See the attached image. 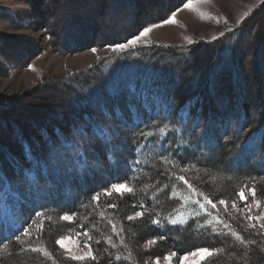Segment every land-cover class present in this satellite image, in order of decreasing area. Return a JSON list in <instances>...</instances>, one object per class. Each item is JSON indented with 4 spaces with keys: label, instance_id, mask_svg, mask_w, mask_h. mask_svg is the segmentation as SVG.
Returning <instances> with one entry per match:
<instances>
[{
    "label": "trees",
    "instance_id": "obj_1",
    "mask_svg": "<svg viewBox=\"0 0 264 264\" xmlns=\"http://www.w3.org/2000/svg\"><path fill=\"white\" fill-rule=\"evenodd\" d=\"M30 1L34 4L36 18L25 24L34 23L43 28L50 47L61 55L123 43L143 26L164 20L171 11L187 2ZM124 12L129 13L128 17ZM4 13L8 17H4ZM109 14H112L111 18ZM0 19L13 20L9 11L1 7ZM122 19H125V25L120 24ZM12 38L21 45L8 46V50H12L8 53L0 51L1 58L9 66L19 67L20 64L16 63L21 58L26 65L41 52L40 47L26 37ZM54 79L36 85H47L45 90H50L46 96L36 94L37 98H44L43 106H22L12 101L14 97L0 95V174L6 173L34 199V188L18 177L21 169H25L27 175L25 148L31 146L32 153L39 158H44L51 149L64 165L75 164V160H69V157H74L76 149L66 147L67 142L61 134L71 132L69 139L75 145L78 137H75L74 125L79 126L90 115L118 134L113 140L115 155L108 150L111 145L105 148L103 142L94 140L88 165L83 171L78 165L73 172L62 167L58 176L50 177L51 188L41 181V186L48 188L49 195L40 202H26L21 206L12 200L15 203L13 210L0 207V264H149L150 259L160 257L168 250L179 255L200 246L225 249L209 264H264L261 256L264 252H260L257 245H240L230 235L215 236L210 228L197 231V221L202 224L210 217L205 211H200L201 215L195 218H191L193 214L190 212L184 215L189 206L183 198L189 191L171 175L173 172L185 175L213 202L224 199L231 204L236 200L240 205L236 194L245 184L252 187L253 183L257 198L264 200V2L246 15L237 28L216 40H199L182 46H136L102 57L87 68L67 73L60 80ZM170 98H174L175 111L164 120L157 113ZM129 104L137 105L142 117L134 125ZM189 105L191 118L185 124L179 114ZM114 108L118 111L115 119L98 115L100 109L108 112ZM194 122L199 127L193 133ZM165 123L173 124L179 131L167 136L157 133L148 140L138 135L140 131H155ZM4 128L6 130H2ZM57 137L60 140L53 146ZM162 156H167L172 163L166 164ZM137 158L141 165L137 166L133 179L131 168L125 166ZM114 160H119L121 166L117 167ZM193 164L195 169L180 172V168ZM124 182L134 189L133 193L123 196L113 193L110 197L103 193V189L112 183ZM97 192L101 193L98 204L91 201ZM245 194L249 196L246 203L251 204L247 189ZM141 203L147 209L145 215L128 221V215L143 210L139 207ZM110 204L116 207H108ZM223 209V205L217 204L214 213L228 222L233 230L246 240L262 241L263 236H257L252 229L245 231L246 228L231 220ZM211 210L208 205L207 211ZM37 211L44 217L50 216L51 220L35 217ZM13 212L17 216L22 214L25 226L31 218L36 219L31 229L32 237L23 238L24 243L15 241L14 230L10 228ZM157 212L161 217L182 213L188 223L173 226L165 222V227L159 228L151 224ZM73 213L76 217L71 223L60 219L64 214ZM108 220H112L117 229L123 227V232L119 235L113 233ZM41 224L42 231H39ZM217 228L227 231L222 225ZM85 230H89L93 237L91 243L98 261L71 260L55 243L61 236H75ZM109 235L117 248L104 242V237ZM160 236L166 238L145 247L147 241ZM79 239L85 240L83 236ZM97 239L101 240L100 244L95 243ZM28 244L45 247L52 256L21 251ZM129 250L131 261L115 260L117 253L126 256ZM245 251H248L247 257H244Z\"/></svg>",
    "mask_w": 264,
    "mask_h": 264
},
{
    "label": "snow or ice",
    "instance_id": "obj_2",
    "mask_svg": "<svg viewBox=\"0 0 264 264\" xmlns=\"http://www.w3.org/2000/svg\"><path fill=\"white\" fill-rule=\"evenodd\" d=\"M264 2V0H262ZM193 4V0H187V2L182 3V6L177 7L175 10L171 11L170 14L162 20V24H170V23H176V16L179 11H183L184 9H191ZM247 15V14H245ZM226 22V21H225ZM160 24H149L148 26H143L137 35H134L131 39H128L126 43H116L114 46H112V51H126L129 48H135L138 44V42L141 40V38L146 37L154 28L160 27ZM229 32L233 31V29L229 28ZM220 37H223L225 35L224 32H221ZM219 37H213V40L218 39ZM191 43V41H190ZM95 51V49H93ZM128 109L130 112L133 113L132 121L133 125L135 124L136 120H141V114L140 109L135 104H129ZM174 109V98H170L164 101V107L161 111L157 113L158 117H162L164 120H167L168 117H170ZM99 116H105L108 118L115 119L118 115L117 109H112L108 112H105L103 109H100L98 111ZM180 119L182 123L187 122L188 119L191 118L190 116V105L186 106L184 109L180 111ZM155 127V126H154ZM199 127V124L194 122L192 131L193 133L195 130ZM75 137H78L76 139L75 145H73L72 141L69 139V136L72 135L71 132L68 134L62 133L61 135L64 138V141H66V147L68 148H75V155L74 157L70 156L69 160L74 159L75 164H69L64 165L62 161H59L52 150H49V153L44 158H39L34 156L31 150V146H28L25 148V159H26V169H27V175H25V169H21L20 173L18 174L19 179L23 180L24 183H26L30 188H34L35 190V198L33 199L30 192H25L23 190V186H18L13 179L9 178L8 175L0 174V207L8 206L10 201L16 200L17 203H19L21 206H23L26 202H33L38 203L42 199H44L46 196L49 195L48 188H44L41 186V181H44L48 184L49 188H51L52 181L50 177L54 175H59L60 169L64 167L65 171L67 172H73L75 170V167L78 165L80 170L83 171L87 165H88V157L91 155V150L94 147L93 141L99 140L103 142L105 148H108L109 145H111V148L108 150L112 152L113 155H115V145L113 144L114 138L118 135L113 128L110 126L100 123L97 120H94L92 116L90 115L88 120L82 121V123L79 126H75ZM179 129H177L173 124L165 123L161 125L160 127H156L155 131L149 130V131H140L138 135L142 137L144 140H148L149 137L155 136L157 133H162L164 136H167L169 133L175 134L178 132ZM203 133L201 134V138H203ZM60 140V137H57L55 141H53V146H55L56 143H58ZM159 147L163 149V144H160ZM83 149L82 151L80 149ZM161 159L166 163L170 164L172 161L169 160L167 156H162ZM113 163L120 167V161L114 160ZM141 165V160L139 158L133 160L131 162V165H126L125 167H130L131 171L133 173V179H135V174L137 172V166ZM191 169H195V165H185L183 168H180V172L187 173ZM172 176H174L177 180L182 182L188 189V191L191 193V196L184 197L183 199L185 201L190 200L191 203L198 206V208L202 211H205L206 215L210 217V219L206 220L204 223H200L197 221V231L201 229H211L212 234L215 236H232L234 237L235 241H237L240 245H257L259 247L260 252H264V241H261L258 243L257 240H246L244 236H242L238 231H235L232 229L231 225L226 222L225 220L221 219L219 215L213 216V213L211 211H207V206L210 205L212 209L217 208V204L227 207V202L224 199H220L217 202H213V200L204 192L197 189L196 186H194L188 178H186L185 175H177L176 173H171ZM255 180V178H253ZM166 187V186H165ZM245 189H247V192L250 194L252 198V202L255 203L256 208H260L261 201L257 199V189L255 183H253L252 187H248L247 184L242 187L239 192L236 194L239 198V201L246 202L249 199V196L245 194ZM134 189L129 186L128 182L124 183H112L109 188L103 189V193L107 196H112L113 193L119 194L123 196L125 193H133ZM101 193L97 192L91 197L92 202H96L98 204L100 199ZM175 195V192H173V196ZM192 197H196L195 199H192ZM83 207H87V205H82ZM231 206L233 208H237L238 204L236 200H233L231 202ZM110 208H115V204L108 205ZM135 207V205H134ZM140 209L135 211L134 214L128 215L127 220L128 221H134L137 218H142L145 215V206L143 203L140 204ZM247 213L246 219L249 221V228L252 229L257 236H264V223L258 224L257 229V222L264 220V213H261L259 215L253 216L252 215V207L250 204H246L245 208L243 209ZM103 216V213H101ZM201 215L200 211L193 210V216L191 218H195ZM13 219L10 224V228L14 230V239L17 242L24 243L23 238H31L32 237V225L36 223L35 218H31V222L27 223L25 226L23 223V216L22 214L17 216L15 212L12 213ZM35 217L44 218L47 220H51V217H44V214L42 212H35ZM76 217V214L73 213L72 215L64 214L60 217L63 221L73 222ZM88 217L85 216L84 220L87 221ZM255 221V222H254ZM165 222H167L170 225L176 226V225H186L188 223L187 219L183 218V214L179 213L177 215H172L171 213L168 216L161 217L160 213L157 212L156 216L151 219V224L155 225L159 228L165 227ZM108 223L112 226V231L116 235H119L123 232V227H120L117 229V226L115 223H113L112 220H108ZM217 225H222L223 229H227V231H222L217 228ZM43 225L41 224L38 227L39 231H42ZM80 227H83V224L80 225ZM247 231V229L245 230ZM80 236H83L85 238L84 240V247L87 249L86 252H84L81 255H76L71 252L70 249L66 247V241L72 240L73 237L70 236H61L58 238L55 243L59 245L61 249H64L65 251L69 252V257L71 260L79 261V262H87V261H98L99 257L96 255L93 247H92V235L89 230H85L83 232H77L75 233V237L79 238ZM165 236H160L158 238H153L149 241H147L145 247H149L151 245H154L157 243L158 239L162 240L165 239ZM104 242L108 245H110L112 248H117V244L113 242L112 236H106L104 237ZM96 244H100L101 240L97 239L95 241ZM120 244H124V240H120ZM125 247H127L125 245ZM229 247H232V245H229ZM21 251H32V252H39L42 253L45 257H51L52 253H50L47 248L45 247H34L30 244L27 245V247H24L21 249ZM105 252H107V249H104ZM225 249L223 247H199L194 249L191 252H188L184 254V256L179 258V264H185V261L189 259V257H201L200 264H209V262L214 258L219 256L220 254L224 253ZM11 255V253H10ZM111 256V253H109ZM176 256L175 252L169 253L168 255L164 256L163 259L167 260L169 264H171V261L173 257ZM248 256V251H245L244 257ZM126 260L131 261L132 260V253L129 250L128 255L124 256L119 253L115 256L116 261L120 260ZM160 257L156 258L155 264H159Z\"/></svg>",
    "mask_w": 264,
    "mask_h": 264
},
{
    "label": "rangeland",
    "instance_id": "obj_3",
    "mask_svg": "<svg viewBox=\"0 0 264 264\" xmlns=\"http://www.w3.org/2000/svg\"><path fill=\"white\" fill-rule=\"evenodd\" d=\"M261 1L262 0H193L191 9H184L177 13L176 23L162 24V21L154 23L160 24L161 26L154 28L146 37L141 38L137 46H182L190 44V41L191 43L199 40L212 41L213 37H219L221 32L226 34L229 32V28H237L240 22L246 17L245 14L248 15L250 12L254 11ZM0 7L8 10L13 18V20L0 19V51L3 52L2 54L5 52L8 53L9 50L12 51L11 49L8 50V46L10 47L17 44L19 46L21 45L12 38L14 36L26 37L29 41L31 40L37 44L41 49V52L32 57L26 65L23 58L19 60L15 58L17 62H19L16 64H20L19 67L9 66V64H7L0 56V95L14 97L12 101L18 104L21 103L22 106L33 104L43 106L45 104V101L42 100L44 98H37L36 94L46 96L49 95L50 90H45L48 87L47 85H42V89L39 87L41 84L37 87L36 85H38V83H47L50 78L60 80L62 76L71 71L87 68L88 66L93 65L94 62L98 61V59L115 53L112 51V46L114 45H107L104 47L82 50L72 54H58L50 47L47 41L46 32L43 28H39V26L34 23L30 26L25 24L36 18L35 7L30 0H0ZM124 15L125 17H128L129 13L124 12ZM3 16L8 17V14L4 13ZM111 16L109 14V18H111ZM125 17L122 15V18ZM111 22L118 23L116 20H111ZM120 24L125 25V19H122ZM138 32L134 35H137ZM126 42L127 40L123 43ZM14 49H16V47H14L13 50ZM93 49H95V51H93ZM14 53L13 55L15 57L20 58ZM19 53L22 56L21 51H19L18 54ZM24 56L26 57V55ZM6 69L9 70V73ZM6 126L7 129H9V126ZM2 130H6V128ZM188 196H191L190 192H188L187 195H184V197ZM192 199H195V197H192ZM250 201V205L254 209L252 211L253 216L264 213V200H260V208H256L252 199ZM185 202L189 208L185 210L184 215L189 212L193 214L194 209L195 211H202L198 206L191 203L190 200ZM246 204H249V202L246 203L240 201V205H238L237 208H233L231 204H227V207L225 208L224 206L223 210L231 220H235L247 230H251L249 228V221L246 219L247 213L243 211ZM14 207L15 203L10 201L9 205L5 206V209L11 211ZM211 212L213 213V216H216L214 209H212ZM259 223H264V220L257 222V229ZM70 237H73V239L66 241L65 243L66 247L70 249L73 254L81 255L87 251L84 247V242L75 236ZM262 241H264V236L262 237ZM233 249L239 251L237 247H234ZM193 250L194 249L188 252ZM61 251L69 257L68 251H65L64 249H61ZM172 252L174 251L168 250L165 254L160 256L159 264H169V262L163 259V257ZM184 254H176V256L173 257L171 264H179V258L184 256ZM261 256L264 259V256ZM156 258L150 259L149 264H155ZM200 261L201 257L199 256L189 257V259L185 261V264H200Z\"/></svg>",
    "mask_w": 264,
    "mask_h": 264
}]
</instances>
